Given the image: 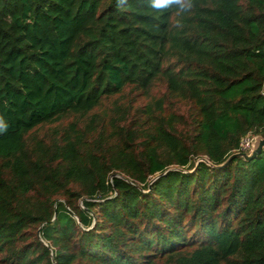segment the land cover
I'll return each instance as SVG.
<instances>
[{"label": "trees", "instance_id": "obj_1", "mask_svg": "<svg viewBox=\"0 0 264 264\" xmlns=\"http://www.w3.org/2000/svg\"><path fill=\"white\" fill-rule=\"evenodd\" d=\"M249 134L264 0H0V264H264Z\"/></svg>", "mask_w": 264, "mask_h": 264}, {"label": "rangeland", "instance_id": "obj_2", "mask_svg": "<svg viewBox=\"0 0 264 264\" xmlns=\"http://www.w3.org/2000/svg\"><path fill=\"white\" fill-rule=\"evenodd\" d=\"M111 100L109 102H107L106 106L104 107H108L107 105L115 100H125V94L122 95V96H118V95H115L113 96L112 98H110ZM72 116H71V113H67V114H64L63 116L57 118L56 120L50 122V123H47V124H44L40 127H38L34 133H32L30 136H35V134H38L41 138L44 136V130L48 129L49 130V133L50 132H54V130H62L64 129L65 127H67L69 125V123L72 121ZM4 173H6V171H3Z\"/></svg>", "mask_w": 264, "mask_h": 264}, {"label": "water", "instance_id": "obj_3", "mask_svg": "<svg viewBox=\"0 0 264 264\" xmlns=\"http://www.w3.org/2000/svg\"><path fill=\"white\" fill-rule=\"evenodd\" d=\"M263 149H264V138L262 136L257 135L254 137L252 141L251 149L248 153L243 151L235 152L229 155L225 161H223L221 164L217 166L225 165L230 159H232L235 156H241L245 160H251L255 158Z\"/></svg>", "mask_w": 264, "mask_h": 264}, {"label": "clouds", "instance_id": "obj_4", "mask_svg": "<svg viewBox=\"0 0 264 264\" xmlns=\"http://www.w3.org/2000/svg\"><path fill=\"white\" fill-rule=\"evenodd\" d=\"M150 3H151V6L155 9H165V8H168L172 4L181 3V0H150Z\"/></svg>", "mask_w": 264, "mask_h": 264}, {"label": "built area", "instance_id": "obj_5", "mask_svg": "<svg viewBox=\"0 0 264 264\" xmlns=\"http://www.w3.org/2000/svg\"><path fill=\"white\" fill-rule=\"evenodd\" d=\"M254 137L255 136L250 135V134L244 136L240 141L238 150L248 153L251 149V145H252V141H253Z\"/></svg>", "mask_w": 264, "mask_h": 264}]
</instances>
